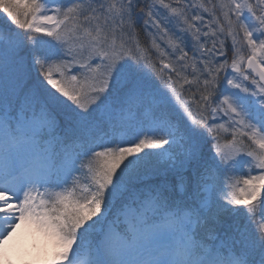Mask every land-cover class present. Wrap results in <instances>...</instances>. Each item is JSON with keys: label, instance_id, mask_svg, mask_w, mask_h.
<instances>
[{"label": "snow or ice", "instance_id": "1", "mask_svg": "<svg viewBox=\"0 0 264 264\" xmlns=\"http://www.w3.org/2000/svg\"><path fill=\"white\" fill-rule=\"evenodd\" d=\"M0 14V264H264V0Z\"/></svg>", "mask_w": 264, "mask_h": 264}, {"label": "clouds", "instance_id": "2", "mask_svg": "<svg viewBox=\"0 0 264 264\" xmlns=\"http://www.w3.org/2000/svg\"><path fill=\"white\" fill-rule=\"evenodd\" d=\"M33 255H35V250H33ZM11 264H24V262L20 260H13ZM39 264H44V260H41Z\"/></svg>", "mask_w": 264, "mask_h": 264}, {"label": "trees", "instance_id": "3", "mask_svg": "<svg viewBox=\"0 0 264 264\" xmlns=\"http://www.w3.org/2000/svg\"><path fill=\"white\" fill-rule=\"evenodd\" d=\"M205 2H206V0H205ZM0 15H2V14H0ZM141 39L143 40L144 39V37H143V34H141ZM162 46H165L166 47V45H163L162 44ZM231 56V52H229V57ZM188 71H191V69H189Z\"/></svg>", "mask_w": 264, "mask_h": 264}, {"label": "rangeland", "instance_id": "4", "mask_svg": "<svg viewBox=\"0 0 264 264\" xmlns=\"http://www.w3.org/2000/svg\"><path fill=\"white\" fill-rule=\"evenodd\" d=\"M31 245H29V247H30Z\"/></svg>", "mask_w": 264, "mask_h": 264}]
</instances>
